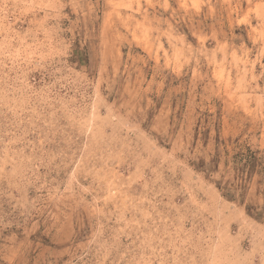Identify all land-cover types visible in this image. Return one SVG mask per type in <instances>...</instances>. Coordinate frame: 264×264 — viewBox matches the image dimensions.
I'll use <instances>...</instances> for the list:
<instances>
[{"label": "rangeland", "instance_id": "obj_1", "mask_svg": "<svg viewBox=\"0 0 264 264\" xmlns=\"http://www.w3.org/2000/svg\"><path fill=\"white\" fill-rule=\"evenodd\" d=\"M0 264H264V0H0Z\"/></svg>", "mask_w": 264, "mask_h": 264}]
</instances>
